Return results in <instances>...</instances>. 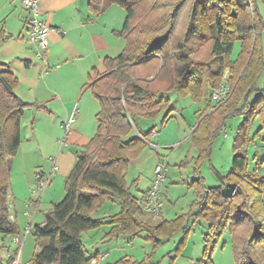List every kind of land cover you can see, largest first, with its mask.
I'll list each match as a JSON object with an SVG mask.
<instances>
[{"label":"trees","instance_id":"16d2710c","mask_svg":"<svg viewBox=\"0 0 264 264\" xmlns=\"http://www.w3.org/2000/svg\"><path fill=\"white\" fill-rule=\"evenodd\" d=\"M175 1L167 16H159L155 24L141 25L137 22L138 9L145 0H89L94 14H101L106 3L125 10L124 26L117 34L125 39L126 46L117 57L104 60L105 71L96 74L88 86L100 104L97 131L80 150L65 178L63 199L53 206L43 224L34 227L37 250L31 264H91L94 258L87 257L82 235L104 225L103 219L93 214L113 200H119L122 207L111 217L105 239L145 231L146 240L158 246L163 239L183 232L179 251L187 244L191 225L203 220L208 233L200 262L212 264L209 243H217L229 229L236 264H264V176L249 171L246 151L241 152L248 142L243 136L244 124L235 138L230 171L217 173L219 185L207 187L200 174V167L210 160L215 138L224 128L225 116L243 113L248 120L259 115L264 127V88L257 90L264 70V18L259 5L264 0ZM183 14L185 23L179 29ZM10 37L0 29V42ZM238 41L241 50L232 59ZM201 44L208 45L209 57L218 62L217 69L205 72L198 68L201 60H197L196 50ZM168 46L173 51L171 64L165 61ZM4 66L0 60V233L14 236L19 229L9 215L10 163L20 148L22 121L29 104L16 94L18 79ZM227 71L225 99L209 113L201 114L191 134L198 156L191 185L196 199L190 212L154 223L156 215L144 212L132 195L126 172L131 161L149 146L155 127L127 137L138 119L153 118L163 110H167L164 118L169 117L173 108L165 97L172 92L211 103L212 93ZM227 188L232 189L231 194ZM117 264L148 263L123 257Z\"/></svg>","mask_w":264,"mask_h":264},{"label":"crops","instance_id":"0c3cea01","mask_svg":"<svg viewBox=\"0 0 264 264\" xmlns=\"http://www.w3.org/2000/svg\"><path fill=\"white\" fill-rule=\"evenodd\" d=\"M88 5L89 0H40L41 17L50 27L49 47L43 57H38V46L30 40L28 13L22 1L6 0L0 6V29L11 36L0 42V60L18 79L16 94L29 104L22 121L20 148L10 163L9 215L19 229L18 235L11 237L21 240L15 257L18 264L24 243L31 233L36 238L35 225L43 224L53 206L63 199L65 178L80 150L97 131L100 104L88 86L96 74L105 71L104 60L117 57L126 46L125 39L117 34L124 26L125 10L106 3L101 14H94ZM10 16L13 23L8 22ZM71 117L73 122L66 131L64 124ZM140 132L145 131L138 128L137 134L129 137ZM159 137L153 131L149 146L167 149L169 141L161 144ZM147 148L131 161L126 172L130 191L138 186L139 194L132 195L139 202L153 182L156 163L166 156L151 155ZM150 156L154 157V170L151 177L143 179L142 167ZM38 174L50 176L43 190L35 189ZM193 199L190 196L188 204ZM158 216L164 218L163 211ZM103 221L110 225L109 220ZM14 254L8 250L7 264L14 262Z\"/></svg>","mask_w":264,"mask_h":264},{"label":"rangeland","instance_id":"374dc122","mask_svg":"<svg viewBox=\"0 0 264 264\" xmlns=\"http://www.w3.org/2000/svg\"><path fill=\"white\" fill-rule=\"evenodd\" d=\"M5 4L6 0H0V6ZM175 4V0H145L144 5H141L138 9L137 22L141 23V25L155 24L156 19L159 16H167V12H170ZM259 5L264 18V3L260 2ZM163 12H166V14H163ZM185 17L186 14H183L181 18L182 26L179 29L183 27ZM8 22L13 23L14 18L10 16ZM168 49V57L165 61L171 64L173 62V51L170 46H168ZM240 50L241 41H238L232 50V59L238 57ZM196 51H198L197 60H201L197 63L199 69L205 72L209 69H217L218 62L211 60L212 58L209 57L207 44L198 45ZM163 58H160V66ZM167 69L170 70L169 67ZM229 75L230 73L227 71L224 77L225 81ZM263 88L264 70L258 80V92ZM165 98L170 100L173 108L170 116L164 118L167 110H163L153 118L138 119V126L134 127L129 134H137L138 128L147 131L149 128L155 127V131L161 136L159 137L161 138L160 143L164 144L167 140L170 143V146H166L168 147L167 149L150 146L147 148L152 151L151 155L166 154L165 158L168 163V170L163 182L165 191L162 197V211L164 218L157 215L154 218V223H159L163 219L173 220L190 212L191 205L196 199V194L193 192L191 185L196 177L194 175V167L195 159L198 156V151L192 144L191 134L193 129L199 124L201 114L209 113L214 106V104L208 103L204 99L195 101L191 95L180 96L177 92H172L166 95ZM246 118V114L243 113L225 116L224 128L215 138L210 160L200 167V174L204 178L206 186L219 185L217 173L225 175L230 171L235 153L233 148L235 138L239 129H242L243 124V136L247 138L248 142L241 149V152L244 153L246 151L249 171L264 176V127L262 120L259 115L251 116L248 120ZM153 163L154 157L150 156L143 164V179L145 176L146 178L151 177L154 170V168L152 169ZM131 169H133V166ZM128 181L130 182L129 184L132 183L130 178H128ZM140 187L142 188L141 185ZM137 189L138 186L131 187V192L135 196L139 194ZM226 192L231 194L232 189L227 188ZM190 196H194V199L188 204ZM262 198L264 201V188ZM121 207L119 200L106 201L93 216L110 221L113 215L121 211ZM168 208L169 211H167ZM145 218L146 216L142 217V219ZM109 229L110 225L104 223L99 229L88 231L82 235L87 257H93L99 264H117L123 257L146 261L148 264H206L205 261H199L203 258V251L206 245L205 236L208 233V224L203 220H197L191 225L187 244L179 251L177 249L183 240V232L163 239L158 246H155L154 242L146 240L145 231L137 235H121L114 239H104ZM33 236L31 233L29 239L23 245L20 256L21 264H31L35 255L37 245L36 238H33ZM11 237L0 233V264L8 263L9 249H11V252H15L17 249ZM209 252L212 264H236L232 248V236L229 229L222 233L217 243L210 241ZM104 254L105 256L101 260L100 257Z\"/></svg>","mask_w":264,"mask_h":264},{"label":"built area","instance_id":"2783aa9c","mask_svg":"<svg viewBox=\"0 0 264 264\" xmlns=\"http://www.w3.org/2000/svg\"><path fill=\"white\" fill-rule=\"evenodd\" d=\"M23 6L25 7L28 17L26 19L27 25L29 27L30 40L38 46L37 55L38 57H43L47 52L49 47L48 43V34L50 27L43 21L40 9L39 2L40 0H21ZM228 85L226 81L221 83V85L215 89L212 93L211 103L214 104L213 108H216L226 97L228 93ZM73 122V117L69 119L68 122L64 124L66 131L69 130V125ZM168 170V163L165 157H161L155 166L153 182L145 194V196L139 202L141 209L150 214L159 215L162 212L163 204L162 197L164 195L163 182L166 177V172ZM50 181V176L38 174L36 176V190H43L46 188ZM10 219L13 221V217L10 216ZM28 229V228H27ZM13 243L16 246H20L21 240L17 236L13 239ZM18 253V247L15 251L14 262L12 264H18L15 257ZM91 264H98L96 259H93Z\"/></svg>","mask_w":264,"mask_h":264}]
</instances>
